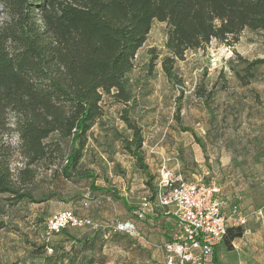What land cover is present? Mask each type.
Segmentation results:
<instances>
[{
    "label": "rangeland",
    "instance_id": "374dc122",
    "mask_svg": "<svg viewBox=\"0 0 264 264\" xmlns=\"http://www.w3.org/2000/svg\"><path fill=\"white\" fill-rule=\"evenodd\" d=\"M1 1L3 18L6 9ZM167 31L166 22L154 21L128 76L131 103L126 106L105 97L104 115L91 128L72 177L61 171L63 157L49 169L35 168L31 180L19 181L21 190L36 201L0 195V228L13 230L12 234L0 233V264H163L150 259L137 238L114 226L122 221L126 206L139 209L144 197L155 199L153 188L157 190L164 161L172 168L178 163L183 174L196 180L204 170H216L212 156L264 149V63L253 67L254 76L247 84L237 75V71L245 73L249 62L264 59V33L245 30L233 45L213 39L204 49L188 50L185 59L175 63L177 78L172 80L162 66L168 54ZM155 53L158 58L153 62ZM228 67L233 75L227 74ZM199 87L206 88L205 97L198 95ZM208 92L213 93L211 97ZM126 110L143 136L141 152L155 176L152 187L126 148L125 139L133 135L123 119ZM8 140L18 147V134ZM61 140L68 151L69 141ZM22 166V157L16 154L12 163L16 174ZM83 172L91 177H81ZM93 183L97 191L90 193ZM69 209L92 217L100 226L73 229V236L63 231L48 238L47 219ZM66 235L79 242L90 241L93 248L83 250ZM42 245H46L43 254H36Z\"/></svg>",
    "mask_w": 264,
    "mask_h": 264
},
{
    "label": "trees",
    "instance_id": "16d2710c",
    "mask_svg": "<svg viewBox=\"0 0 264 264\" xmlns=\"http://www.w3.org/2000/svg\"><path fill=\"white\" fill-rule=\"evenodd\" d=\"M1 2L6 16L0 18V195L15 200L36 201L21 190L19 181L31 180L35 168L49 169L59 158L65 157L64 176H73L91 128L104 115L106 96L126 106L131 103L128 76L155 20L168 26L162 66L172 80L177 78L175 63L184 60L188 50L204 49L213 39L233 45L245 30L264 33V0ZM157 58L155 53L153 62ZM261 63L264 59H256L244 67V74L237 71L242 82L247 84L253 67ZM228 68L227 74L233 75ZM197 93L205 97L207 90L199 87ZM123 116L133 130L132 138L125 139L126 148L152 187L155 176L141 152L143 136L128 111ZM13 133L19 136L18 147L8 140ZM61 139L69 141L68 151ZM16 154L23 161L17 174L12 167ZM79 175L91 177L89 172ZM95 191L93 183L90 193ZM243 233L242 227L230 226L223 242L231 249ZM78 243L83 250L93 248L90 241ZM45 246L35 253L43 254Z\"/></svg>",
    "mask_w": 264,
    "mask_h": 264
},
{
    "label": "built area",
    "instance_id": "2783aa9c",
    "mask_svg": "<svg viewBox=\"0 0 264 264\" xmlns=\"http://www.w3.org/2000/svg\"><path fill=\"white\" fill-rule=\"evenodd\" d=\"M176 165L172 168L164 161L157 182L159 203L173 206L176 217V227L164 243L163 264H215L216 246L223 241L228 228L232 224L248 233L251 214L236 203L232 213L227 216L223 210L222 189L214 179L213 172L204 170L202 177L195 180L183 174L178 163ZM152 208V201L146 197L135 216L143 220ZM253 214L255 221L264 227V206ZM99 226L100 223L92 217L79 216L69 209L52 214L47 219L46 233L49 238L68 227L95 229ZM114 228L131 237L143 239L133 219L117 221Z\"/></svg>",
    "mask_w": 264,
    "mask_h": 264
},
{
    "label": "crops",
    "instance_id": "0c3cea01",
    "mask_svg": "<svg viewBox=\"0 0 264 264\" xmlns=\"http://www.w3.org/2000/svg\"><path fill=\"white\" fill-rule=\"evenodd\" d=\"M210 161L216 162L213 177L221 186L223 210L226 215L229 216L232 213L233 205L236 203L251 214L248 224L250 231L236 238L231 249L223 241L216 246L215 264H264V227L255 221L253 214L258 208L264 206V149L243 155H238L237 152L221 154L218 157L212 156ZM201 177L202 174L195 178ZM152 203L153 210L147 213L145 219L141 220L135 216L138 208L131 209L126 206L122 220L136 221L143 235V239H138L141 246L148 252L150 259L160 262L163 261L164 243L171 237L176 227V217L174 207L161 205L157 195ZM73 229L76 228L70 227L64 231L70 232L69 234L73 236ZM3 230V235L6 231H9L7 234L13 232L7 226H2L0 233ZM59 234H55L54 237ZM66 238L69 239L68 241L73 239L70 235H66ZM76 241L79 242L74 238L73 242Z\"/></svg>",
    "mask_w": 264,
    "mask_h": 264
}]
</instances>
